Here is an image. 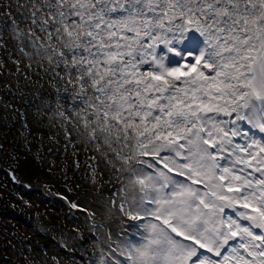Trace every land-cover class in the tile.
Returning <instances> with one entry per match:
<instances>
[{"label":"snow or ice","instance_id":"obj_1","mask_svg":"<svg viewBox=\"0 0 264 264\" xmlns=\"http://www.w3.org/2000/svg\"><path fill=\"white\" fill-rule=\"evenodd\" d=\"M17 11L0 49L50 66L67 94L56 114L75 117L119 184L123 227L88 264H264V0Z\"/></svg>","mask_w":264,"mask_h":264},{"label":"trees","instance_id":"obj_2","mask_svg":"<svg viewBox=\"0 0 264 264\" xmlns=\"http://www.w3.org/2000/svg\"><path fill=\"white\" fill-rule=\"evenodd\" d=\"M24 3L0 0V22L19 20ZM56 89L67 95L49 65L10 43L0 49V264H87L100 255L97 238L115 240L126 219L113 169L73 127L75 117L69 124L56 114ZM111 199V215L82 209Z\"/></svg>","mask_w":264,"mask_h":264},{"label":"rangeland","instance_id":"obj_3","mask_svg":"<svg viewBox=\"0 0 264 264\" xmlns=\"http://www.w3.org/2000/svg\"><path fill=\"white\" fill-rule=\"evenodd\" d=\"M95 205H97V204H91V205H83V207L84 208H82V209H88L87 207H89L91 210H93V211H95V212H97L96 210H95V208H94V206ZM97 213H100V212H97ZM102 214V213H101ZM97 258V257H96ZM96 258H94V259H96ZM89 262V261H88ZM88 264V263H87Z\"/></svg>","mask_w":264,"mask_h":264}]
</instances>
